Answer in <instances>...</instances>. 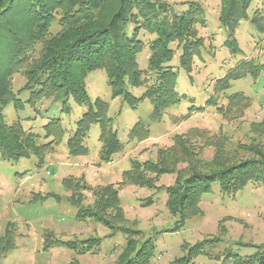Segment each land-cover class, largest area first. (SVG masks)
Instances as JSON below:
<instances>
[{
	"label": "trees",
	"instance_id": "16d2710c",
	"mask_svg": "<svg viewBox=\"0 0 264 264\" xmlns=\"http://www.w3.org/2000/svg\"><path fill=\"white\" fill-rule=\"evenodd\" d=\"M255 0H220L218 20L226 29L224 45L231 53L241 52L235 38V30ZM263 15L255 9L251 23L264 32ZM57 25L55 31L53 24ZM205 25L204 9L198 2H190L185 10L177 11L166 0H0V158L19 160L36 158V165L43 166L45 157L55 152L65 130L59 118H52L43 125L46 142L25 129L19 121L7 123L4 109L12 104L22 109L25 102L35 108L43 99L61 102V111H69V100L86 106L76 120L75 127L66 141L69 155L84 156L88 148L84 140L91 126L99 128V162H110L113 155L123 150V144L108 115L109 105L100 97L93 100L86 88L89 72L102 69L110 88L111 97H121L135 108L145 99L153 105L150 116L160 120L165 110L179 103L176 91V73L170 62L178 50V63L190 72L194 57L204 44L197 26ZM142 32L154 35L147 42L149 54L146 69H140L137 55L146 43ZM22 72L25 82L20 90L28 91L26 101L18 98L13 90L12 77ZM264 73V63L253 59H241L224 75L213 82L212 92L205 101L216 112L230 120L240 117L250 106L251 99L242 91L226 93L231 83ZM130 87H144L140 96H134ZM224 96L225 104L219 103ZM195 108H190V113ZM256 138H264V115L250 125ZM149 128L141 121L128 131L131 140L142 141L150 136ZM205 130L193 129L172 137L171 145L159 148L155 159L139 161L130 159V167L123 170L120 180L91 186L84 175H68L62 178V187L69 191L66 200L76 208L79 221L92 220L110 229L109 236L120 231L125 235V246L119 255V264H147L153 255L151 238L139 239L141 231L129 225L125 218L119 191L126 186L163 188L157 186L160 176L175 174L174 182L165 186L166 207L177 217L174 227L183 226L186 219L200 213L199 204L205 193L211 191L217 181L221 191L235 194L249 182L264 183V141L252 139L248 145L230 149L225 136L215 138ZM194 138V140H193ZM196 139L202 141V144ZM204 144L214 147L210 161L200 158ZM244 151L251 156L238 157ZM185 164L179 168V164ZM93 200L83 204L85 191ZM58 194L37 193V199ZM146 205L152 203L148 196ZM264 222V213L262 215ZM142 238V237H141ZM15 225L6 223L0 236V257L15 248ZM99 237L61 240L53 232H44L43 250L61 245L76 254L94 252L100 245ZM220 241L219 237L205 238L190 245L186 253L170 264H190L205 249ZM250 245V244H247ZM254 252L240 255L232 251L223 254L232 264H264V243L250 245ZM63 264H83L72 259Z\"/></svg>",
	"mask_w": 264,
	"mask_h": 264
},
{
	"label": "rangeland",
	"instance_id": "374dc122",
	"mask_svg": "<svg viewBox=\"0 0 264 264\" xmlns=\"http://www.w3.org/2000/svg\"><path fill=\"white\" fill-rule=\"evenodd\" d=\"M166 1L177 11L185 10L190 2L200 3L204 9L205 25L197 26L198 35L203 37L204 44L199 55L193 59L190 72L179 66L178 50L170 62L176 73L175 88L179 103L167 108L160 120H154L150 116L153 105L149 99L132 108L121 97L112 98L102 69L93 70L86 77L90 98L100 97L108 103V115L113 119L114 128L123 144V150L113 155L110 162L97 164L100 149L97 124L91 126L84 140L88 148L87 155L71 156L68 153L66 141L86 106L70 99L69 111L62 112L60 101L43 99L35 108L25 102L22 109H16L12 104L4 109L3 116L7 123L19 121L25 129L39 136V142L48 141L44 137L43 125L52 118L60 119L65 133L55 152L45 157L41 167L36 165L34 156L19 160L0 158V236L8 222L15 225L16 235L15 248L0 257V264H63L72 259L83 264H119L118 258L126 242L125 235L117 231L109 236L110 229L103 224L77 220L76 208L66 200L70 193L62 187L63 177L83 174L91 186L117 182L122 171L130 167V159L153 160L159 148L171 145L174 135L185 134L193 129L205 130L208 135L216 136L213 139L225 136L230 149L259 139L252 133L250 125L260 121L264 115V73L256 79L246 76L231 83L227 94L242 91L251 99L250 106L238 118H223L214 106H206L205 101L212 92L214 80L241 59L264 63V32L258 31L251 23L255 9L264 16V0L251 3L247 18L241 20L235 30V38L241 49L239 53H231L224 45L227 33L218 20L220 0ZM56 29L54 23L52 30ZM141 38L146 45L137 55V62L139 68L144 70L149 54L147 42L154 35L142 32ZM11 81L16 96L26 101L28 91L20 90L25 82L22 72L15 73ZM127 89L136 97L144 91V87L128 85ZM219 103H226L224 96L220 97ZM191 107L195 110L190 113ZM138 121L144 123L151 133L142 141L131 140L128 136L130 127ZM195 140L202 144L199 139ZM259 140L264 141V138ZM213 153L214 147L204 144L200 158L210 161ZM248 156L251 155L240 151L238 157ZM178 167L184 168L185 164H179ZM174 179V173L160 176L156 185L163 188L157 190L129 185L119 191L126 220L141 231L138 240L151 238L153 242V255L147 264H170L184 255L190 245L205 238L219 237L220 241L207 247L205 253L195 257L190 264H232L223 258L226 251L247 255L254 252V247L250 245L264 243V183L249 182L235 194H228L221 191L219 183L215 181L211 191L202 197L200 213L190 216L183 226L171 231L177 217L166 207L164 187L171 185ZM49 192L58 194L60 200L54 197L37 199V193ZM84 195L83 204L91 203V192L87 190ZM148 196L153 200L146 205ZM46 231L53 232L61 240L93 236L99 237L101 241L94 252L85 254H76L61 245L43 250Z\"/></svg>",
	"mask_w": 264,
	"mask_h": 264
}]
</instances>
